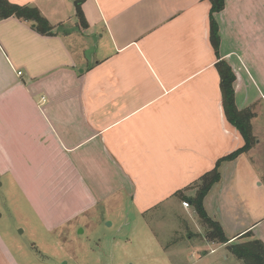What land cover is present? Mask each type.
I'll return each mask as SVG.
<instances>
[{
    "label": "crops",
    "instance_id": "1",
    "mask_svg": "<svg viewBox=\"0 0 264 264\" xmlns=\"http://www.w3.org/2000/svg\"><path fill=\"white\" fill-rule=\"evenodd\" d=\"M8 1L37 8L52 34L0 20V179L22 168L26 184L30 170L28 184L62 201L56 225L110 201L129 200L144 216L194 193L187 187L241 148L223 111L220 61L235 75L236 108L252 112L253 134L264 104V0H225L213 15L217 54L208 0H83L85 27L78 0ZM245 155L219 163L204 208L230 242L249 232L264 243L263 224L231 230L223 209L233 208L219 205L250 198ZM0 264H19L1 235Z\"/></svg>",
    "mask_w": 264,
    "mask_h": 264
},
{
    "label": "rangeland",
    "instance_id": "2",
    "mask_svg": "<svg viewBox=\"0 0 264 264\" xmlns=\"http://www.w3.org/2000/svg\"><path fill=\"white\" fill-rule=\"evenodd\" d=\"M255 110L256 141L245 155L250 198L219 201L233 208V212L223 209V222L231 230L256 223L264 226V104ZM15 170V177L4 174L0 179V235L19 264H242L226 246L211 244L199 217L177 198L144 216L138 215L129 200L110 201L59 226L56 217H63L58 207L62 201L43 196L42 184H28L30 170L26 184L23 179L28 170ZM22 185L31 196H24ZM251 237L258 239L255 234Z\"/></svg>",
    "mask_w": 264,
    "mask_h": 264
},
{
    "label": "trees",
    "instance_id": "3",
    "mask_svg": "<svg viewBox=\"0 0 264 264\" xmlns=\"http://www.w3.org/2000/svg\"><path fill=\"white\" fill-rule=\"evenodd\" d=\"M83 0L75 2L76 15L82 27H85L83 15L79 6ZM210 3L209 16V36L211 45L217 54L219 37L218 27L214 21L213 15L220 12L224 7L225 0H208ZM10 17L17 18L21 21L29 23L32 28L40 35H51L52 26L43 18L37 8L29 6H18L10 3L8 0H0V20ZM217 73L220 78V92L222 98V106L227 121L237 129L241 135L244 145L224 157L221 161H231L238 156L247 153L254 145L255 138L252 134L251 118L252 112L249 109L238 110L234 101L233 83L235 75L232 69L223 61L215 65ZM217 162L215 168L196 182L187 187V190H194V196L189 197L183 192H177L175 197L183 202L187 201L189 208H192L194 213L199 217L205 229L208 231L210 242L217 245H225L229 253L242 264H264V243L258 239H253L251 233L247 232L237 239H243L241 242L236 240L230 242L224 235V232L218 222L213 221L206 213L204 208V199L211 189L220 179L219 163Z\"/></svg>",
    "mask_w": 264,
    "mask_h": 264
},
{
    "label": "built area",
    "instance_id": "4",
    "mask_svg": "<svg viewBox=\"0 0 264 264\" xmlns=\"http://www.w3.org/2000/svg\"><path fill=\"white\" fill-rule=\"evenodd\" d=\"M18 75L20 76L21 73L18 72ZM182 206H183L184 208H188V207H189L188 202H187V201H183V202H182Z\"/></svg>",
    "mask_w": 264,
    "mask_h": 264
}]
</instances>
